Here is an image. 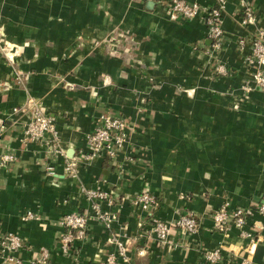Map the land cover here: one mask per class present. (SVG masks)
<instances>
[{"label": "crops", "instance_id": "crops-1", "mask_svg": "<svg viewBox=\"0 0 264 264\" xmlns=\"http://www.w3.org/2000/svg\"><path fill=\"white\" fill-rule=\"evenodd\" d=\"M198 1L203 11L215 2ZM245 1L264 27V0ZM240 2L227 0L225 40L214 50L203 14L172 18L167 0H0V119L8 125L0 152L16 156L0 169V233H18L31 245L22 258L46 247L52 264H106L118 237L130 264H208L204 251L219 246L217 264L247 256L264 264L263 214L255 210L248 223L257 239L252 253L236 227L226 235L212 220L225 202H264V91L242 89L251 69L238 45ZM111 30L115 43L108 45ZM216 62L227 72L216 74ZM29 96L54 117L69 157L88 151L86 136L106 111L126 118L132 141L117 158L103 153L67 175L62 156L22 141ZM83 188L107 190L112 202L102 207L117 219L110 229L91 220L87 236L64 253L60 218L94 214ZM144 190L160 201L154 215L193 213L199 231H174L167 245L148 237L152 212L130 201ZM27 211L40 218L24 220Z\"/></svg>", "mask_w": 264, "mask_h": 264}, {"label": "built area", "instance_id": "built-area-1", "mask_svg": "<svg viewBox=\"0 0 264 264\" xmlns=\"http://www.w3.org/2000/svg\"><path fill=\"white\" fill-rule=\"evenodd\" d=\"M227 0H215L210 8L203 11L198 0H167L166 11L172 18L192 19L199 13L207 27V34L213 40L212 47L218 50L225 40L224 16L226 13ZM239 25L245 29V33L238 38V45L247 50L245 61L251 69L250 78L242 85L244 91H251L260 88L264 91V27L260 25L253 6L245 0L240 2ZM215 73L227 72L226 65L220 62L214 63ZM27 103L30 106L28 120L23 125V143L37 142L44 145L49 153L64 158V171L67 175L75 177L80 165L90 164L98 156L105 153L111 158H117L121 149L129 142V125L126 120L120 117L107 116L96 125L95 129L86 136L88 151L69 157L61 145V139L56 127L54 117L48 115L41 102L35 97L29 96ZM16 111V108L14 109ZM8 125L0 119V139L4 136ZM16 159L12 152H0V169L8 166ZM51 167H49L50 169ZM87 200L91 202L94 214L89 212L74 211L63 215L59 224L63 227L58 241V246L64 253L69 252L71 245L77 239H84L89 230V223L95 219L111 228L117 219L114 210L104 209L102 203L111 204L112 199L107 190L100 188L82 189ZM131 203L144 211L152 212L147 221V236L154 237L160 245L171 244V235L174 231L182 234H193L199 231V217L190 212L180 213L172 219H163L154 215L160 201L147 190L137 193ZM255 210L264 215V202L253 208L236 207L231 208L229 202H225L219 209L212 213L213 228L228 235L232 227L239 230V236L249 238L250 244L247 251L253 252V246L257 243L256 236L248 223ZM22 218L24 220L39 219L40 216L33 211H27ZM140 227L144 222L139 223ZM111 242L117 245V253H109L106 257V264H130L131 256L128 244L112 237ZM222 247L204 251L203 257L208 264H217L222 258ZM31 249V245L25 242L23 237L15 232L0 233V257L4 264H52L51 252L46 247H41L35 255L26 261L21 256V251ZM241 264H252L249 256L245 257Z\"/></svg>", "mask_w": 264, "mask_h": 264}, {"label": "rangeland", "instance_id": "rangeland-1", "mask_svg": "<svg viewBox=\"0 0 264 264\" xmlns=\"http://www.w3.org/2000/svg\"><path fill=\"white\" fill-rule=\"evenodd\" d=\"M112 29H114V28H112ZM116 29V28H115ZM105 41H106V43L108 44V45H110L109 43H110V41L111 42H113V43H115V37L112 35V30L109 32V35L107 34L106 35V37H105V39H104ZM72 86V85H71ZM106 88V87H105ZM107 116H113V117H120V118H123L124 120H126V118L125 117H122V115H119V114H117V113H113V111H111L110 110V112H103L102 114H101V120H102V118L103 117H107ZM127 121V120H126ZM127 123H128V121H127ZM128 125L131 127L132 125L130 124V123H128ZM129 141H132L131 140V138H130V135H129Z\"/></svg>", "mask_w": 264, "mask_h": 264}]
</instances>
